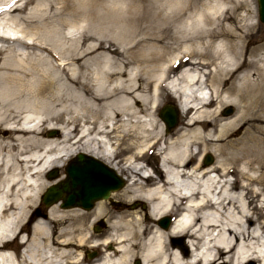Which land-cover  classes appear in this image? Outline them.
Returning a JSON list of instances; mask_svg holds the SVG:
<instances>
[{
	"label": "bare ground",
	"instance_id": "6f19581e",
	"mask_svg": "<svg viewBox=\"0 0 264 264\" xmlns=\"http://www.w3.org/2000/svg\"><path fill=\"white\" fill-rule=\"evenodd\" d=\"M103 1L0 0V264H264V220L252 217L264 209V43L246 41L253 14L230 13L244 0H120L125 13ZM32 2L41 9L25 12ZM164 90L182 116L168 134L156 121ZM225 105L235 107L227 119ZM236 126L244 131L230 139ZM150 146L159 178L141 161ZM205 151L216 159L203 167ZM76 153L125 174L119 201L37 210L45 172ZM126 200L146 209L114 208ZM99 215L107 224L96 232Z\"/></svg>",
	"mask_w": 264,
	"mask_h": 264
},
{
	"label": "rangeland",
	"instance_id": "374dc122",
	"mask_svg": "<svg viewBox=\"0 0 264 264\" xmlns=\"http://www.w3.org/2000/svg\"><path fill=\"white\" fill-rule=\"evenodd\" d=\"M125 1V0H124ZM124 1H118L119 3L116 5L117 7H115V8H113V6L110 4V2L108 3L106 0L105 1H103V3L104 2H106V3H108L109 5H110V10H112L111 12H114V13H125V10H126V8H125V5H124ZM237 1V0H236ZM75 2H77V0H75ZM85 3H86V1H84ZM229 5H231L232 7H233V11H230V13H247V10L250 12V13H252L253 14V19H252V23L251 24H253V27H252V29H251V32L246 36V41H248V40H251L252 42L254 41V43L252 44L253 46L254 45H256V44H260V43H264V24L263 23H261L260 21H259V18H258V13H257V2H256V0H244L243 1V3H242V5L241 6H236L235 7V5L233 4V2L231 3V4H227V6H229ZM56 6H58V5H56ZM200 7V6H199ZM226 7V6H225ZM33 8H35V9H41L40 8V6H37V3H35V2H32V3H29L28 5H27V8H26V10H25V12H28V10H31V9H33ZM135 8V6L131 9V10H133ZM235 8V9H234ZM115 9V10H114ZM200 10H201V8H200ZM105 13H107V12H105ZM255 20H256V22H255ZM230 22H233V20H231ZM233 25V24H232ZM234 25H236V24H234ZM29 27H31L30 25H26V23L24 22H22L21 23V25H20V30H22V31H24V30H26V32H28L29 30H30V28ZM66 29L68 30V26L66 27ZM32 30V29H31ZM237 30V29H236ZM173 45V48L175 49V48H177L178 46L176 45V44H172ZM252 45H249V46H252ZM179 51L180 49H176V51ZM183 52V51H182ZM182 54V53H181ZM51 62L55 65L56 64V62L53 60H51ZM175 72V70L172 72V73H174ZM171 73V74H172ZM210 76H207V79H208V83H210V78H209ZM170 100H173V102L175 103V99L169 94V92L168 91H166V90H164L163 91V95H162V97H161V100H160V102H159V106H158V108L160 107V106H162V105H164V104H166V103H168ZM212 107H214V106H212ZM228 107H230L231 109H232V113L231 114H229V115H224L223 114V112H224V110L225 109H227ZM235 112V107L233 106V105H225V106H223L221 109H220V114H221V118H225V119H227L228 117H231L232 116V114ZM141 115H143V113H141ZM155 115L157 116V114L155 113ZM65 118L67 117L66 115L64 116ZM156 121H157V124H159V123H161L162 121L158 118V117H156ZM161 121V122H160ZM181 122H182V116H181V114L179 115V122H178V124H181ZM60 123H57V125H59ZM243 131H244V126H242V127H239V126H236L234 129H233V131H232V133H231V135H230V139H236V138H238V137H240V135L243 133ZM43 136L44 137H47V136H50V134H47V133H43ZM52 136H55L54 138H59V131H58V135H52ZM133 141V140H132ZM218 153V152H217ZM150 155L148 156V154H145L144 155V160H141V161H145V163L147 164V165H149V166H153V165H155V163H157L158 161H159V156H158V154H157V152H156V150L155 151H153L152 153H149ZM210 155V156H212V158L214 159L213 160V163L215 162V155L216 154H214V153H212V152H207V151H205V153H204V155L202 156V161H201V165L203 166V161H204V158H205V156L206 155ZM74 156V154L72 155V156H70L69 158L71 159V157H73ZM121 158H123V156H121ZM118 159H120V157H118V158H116V160H118ZM68 163V159L67 160H65V162H64V164L61 166V167H52V168H50V169H48V171H46L45 172V174L43 175V179L42 180H44V185L42 186V188H41V190H40V193H39V196H38V199H37V203H36V209L37 210H42V211H46L47 212V210H48V208L41 202V200H40V196L42 195V193L44 192V191H46L45 189H47L49 186H51V185H55V184H58L59 182H61V181H63L64 179H65V174H64V167H65V165ZM212 163V164H213ZM56 171V172H55ZM155 175L153 176V177H156V178H159V175H160V173H161V171L158 169V168H156L155 170ZM49 172H52V173H56V180L55 181H53V182H50L47 178H46V176H47V173H49ZM232 175H233V178H236V175H235V173H231ZM120 175H122V176H124L125 174H120ZM125 183H126V180H125ZM125 185V184H124ZM123 188H121L120 190H122ZM120 190H118V191H116V192H114L112 195H111V199H116V200H118V196H119V192H120ZM116 193V194H115ZM121 198V197H120ZM123 199V198H122ZM119 201V200H118ZM136 201H138V202H140V203H143V202H141L140 200H136ZM106 202V201H105ZM122 203V202H121ZM128 203V204H127ZM96 204H97V202L94 204V207L92 208V209H90V210H88L87 212H92V210L95 208V206H96ZM143 204H145V203H143ZM253 205L254 206H256V208L258 209L260 206H259V203L258 202H254L253 203ZM124 206V207H123ZM116 210H123V209H126V208H128V209H135V208H140V209H142V210H145L146 209V206H145V208H143V207H141V205H135L134 204V201L133 200H126V201H124L123 203H122V206H116V207H114ZM61 210H65V209H61ZM80 211H82V210H80L79 209V211L78 212H80ZM259 213H261L260 215V217H258L255 213H253L252 215V217H253V219H255L256 221V223L257 222H259V221H263L264 220V209L263 208H261L260 210L258 209L257 210ZM68 214V213H67ZM37 216H39V215H35V218H38ZM170 217H172L171 215H170ZM99 219H103L102 221H103V227H101L98 231H96V232H100V231H102L105 227H106V222H105V217H102V216H98V218L97 219H95V222H94V225L98 222V220ZM34 220L35 219H32L30 222H28L27 224H26V228H25V230H23L22 231V233H20L19 235H18V237L16 238V240L17 241H14V243H13V247H14V249L16 250V251H18L19 252V250H20V248H24V245H23V243H20L21 242V239H23V237H28L29 235H30V233H31V225L33 224V222H34ZM256 223H254V225L256 224ZM264 229V228H263ZM92 230H93V228H92ZM258 234L260 235V231L258 232ZM19 239H20V241H19ZM263 239V237H261L260 238V240H262ZM249 243V242H248ZM253 244V243H252ZM15 245V246H14ZM254 247H255V249L257 250V249H259V247L261 248V246H260V243L259 242H254ZM86 255H87V257L88 258H90V257H95L96 255H97V252L95 251V250H93V249H91V250H89L88 251V253H86ZM89 255H91V256H89ZM133 264H135V260L133 261ZM252 264H259L258 262H256V261H253L252 262Z\"/></svg>",
	"mask_w": 264,
	"mask_h": 264
},
{
	"label": "water",
	"instance_id": "95a60500",
	"mask_svg": "<svg viewBox=\"0 0 264 264\" xmlns=\"http://www.w3.org/2000/svg\"><path fill=\"white\" fill-rule=\"evenodd\" d=\"M260 19L264 22V0H258ZM160 117L166 125V129L174 127L177 123V110L165 106ZM231 112L226 109L225 114ZM56 172V171H55ZM48 175L54 178L56 173ZM66 179L56 185H52L42 196L45 205H50L61 200V207L68 208L73 205L90 209L95 200L107 198L109 191L118 189L122 185V179L114 171L104 166L99 161L78 154L77 157L65 168ZM161 224L166 228L168 219Z\"/></svg>",
	"mask_w": 264,
	"mask_h": 264
},
{
	"label": "snow or ice",
	"instance_id": "6c2138e0",
	"mask_svg": "<svg viewBox=\"0 0 264 264\" xmlns=\"http://www.w3.org/2000/svg\"><path fill=\"white\" fill-rule=\"evenodd\" d=\"M186 58V57H185Z\"/></svg>",
	"mask_w": 264,
	"mask_h": 264
}]
</instances>
